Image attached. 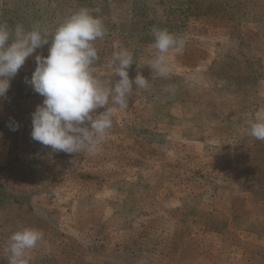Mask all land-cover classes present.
<instances>
[{
    "label": "rangeland",
    "instance_id": "obj_1",
    "mask_svg": "<svg viewBox=\"0 0 264 264\" xmlns=\"http://www.w3.org/2000/svg\"><path fill=\"white\" fill-rule=\"evenodd\" d=\"M81 8L107 30L94 73L119 79V42L149 87L125 110L110 100L94 154L54 152L31 137L43 97L25 82L50 41L26 58L0 98V264L20 227L43 233L27 264H264V141L248 131L264 115V0H0V24L52 32ZM154 27L185 41L166 77L147 66Z\"/></svg>",
    "mask_w": 264,
    "mask_h": 264
},
{
    "label": "clouds",
    "instance_id": "obj_2",
    "mask_svg": "<svg viewBox=\"0 0 264 264\" xmlns=\"http://www.w3.org/2000/svg\"><path fill=\"white\" fill-rule=\"evenodd\" d=\"M103 21L87 8L73 12L49 32L34 26L25 29L17 24L9 29L0 24V98L6 96L13 78L37 48L49 44L48 55L35 56L36 67L31 78H25L32 89L43 97L42 104L31 113V137L54 152L94 154L100 140L112 127L115 107L125 110L133 86L149 87L148 79L139 72L129 78L128 69L134 63L133 54L113 43V54L109 67L116 78L101 80L93 71L99 59L94 42L106 35ZM154 47L157 54L148 62V67L159 76L170 73L166 54L170 50L183 51L185 41L167 29L153 28ZM104 110L97 113V109ZM16 130L14 121L8 125ZM249 134L264 141V115L250 125ZM43 233L32 227H20L7 242L10 253L9 264H27L26 255L42 239Z\"/></svg>",
    "mask_w": 264,
    "mask_h": 264
},
{
    "label": "trees",
    "instance_id": "obj_3",
    "mask_svg": "<svg viewBox=\"0 0 264 264\" xmlns=\"http://www.w3.org/2000/svg\"><path fill=\"white\" fill-rule=\"evenodd\" d=\"M76 1H79V0H76ZM4 167V168H3ZM5 170L6 169V166H0V171L1 170ZM1 192H2V190H1V186H0V194H1ZM2 200H5L4 198H2V197H0V202L2 201ZM3 202V201H2Z\"/></svg>",
    "mask_w": 264,
    "mask_h": 264
}]
</instances>
